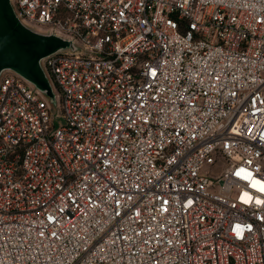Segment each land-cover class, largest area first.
Wrapping results in <instances>:
<instances>
[{
	"label": "built area",
	"instance_id": "built-area-1",
	"mask_svg": "<svg viewBox=\"0 0 264 264\" xmlns=\"http://www.w3.org/2000/svg\"><path fill=\"white\" fill-rule=\"evenodd\" d=\"M14 3L82 49L0 79V264H264V0Z\"/></svg>",
	"mask_w": 264,
	"mask_h": 264
},
{
	"label": "water",
	"instance_id": "water-1",
	"mask_svg": "<svg viewBox=\"0 0 264 264\" xmlns=\"http://www.w3.org/2000/svg\"><path fill=\"white\" fill-rule=\"evenodd\" d=\"M82 49L72 35L25 21L14 0H0V79L6 71L21 76L58 116V92L45 67L51 54Z\"/></svg>",
	"mask_w": 264,
	"mask_h": 264
},
{
	"label": "rangeland",
	"instance_id": "rangeland-1",
	"mask_svg": "<svg viewBox=\"0 0 264 264\" xmlns=\"http://www.w3.org/2000/svg\"><path fill=\"white\" fill-rule=\"evenodd\" d=\"M224 164H225V161L224 160H220V162H219V164H218V166L216 167L215 170L219 173V171L223 170ZM216 175H218V174H216Z\"/></svg>",
	"mask_w": 264,
	"mask_h": 264
},
{
	"label": "snow or ice",
	"instance_id": "snow-or-ice-1",
	"mask_svg": "<svg viewBox=\"0 0 264 264\" xmlns=\"http://www.w3.org/2000/svg\"><path fill=\"white\" fill-rule=\"evenodd\" d=\"M260 190L261 191H264V185L261 186Z\"/></svg>",
	"mask_w": 264,
	"mask_h": 264
}]
</instances>
